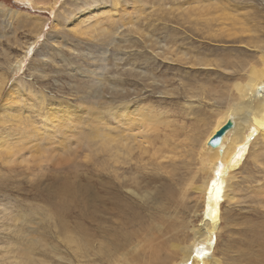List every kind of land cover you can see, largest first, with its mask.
<instances>
[{
    "label": "rangeland",
    "instance_id": "rangeland-1",
    "mask_svg": "<svg viewBox=\"0 0 264 264\" xmlns=\"http://www.w3.org/2000/svg\"><path fill=\"white\" fill-rule=\"evenodd\" d=\"M184 1L32 0V6H22L14 0H0V85L4 93L11 84L21 92L17 97L21 119L0 117V135L5 134L2 141L13 148L12 157L0 148V264H47L51 260L48 247H42L45 242H54L53 213L57 216V212L68 210L70 219L89 213L102 220L109 233L106 236L119 234V229L130 231V139L126 145L119 142L123 136L130 138V124L123 118L116 122L110 117V104L128 102V115L130 106L135 105L130 102L138 101L156 113H165L164 119L171 125L163 127L164 119L162 123L156 121L164 128L156 147L165 144L167 159H162L159 170L149 162L146 171L154 177L162 176L176 191L187 190V207L179 209L173 222L180 218L189 220V226L199 223L203 197L193 186L207 177L200 170L203 141L218 113L235 102L233 92L222 83L241 78L245 66L243 43L238 39L218 41L211 35L220 27H225V32L238 27L248 11L255 18L260 9L264 12V0H218V10L207 5L190 14L181 10ZM97 4L105 6L80 15L81 10ZM69 19L76 24V32L68 28ZM209 49L219 51L214 69L190 64L186 55L203 56ZM223 51L228 54L224 56ZM250 53L249 59L254 60L257 53ZM17 60L23 64L14 70ZM38 96L43 97L41 104ZM55 103L66 109L70 104L97 109L105 124H93L84 113L80 121L68 114L69 121L54 126L57 121L49 119V114H57L52 108ZM59 146L62 150L56 156L71 158L62 166V159H49L52 148ZM263 154L264 138L256 133L247 141L245 153L232 172L230 192L240 204L219 202L221 222L214 235L213 251L224 257V264L243 263L237 253H231L234 246L249 247L241 243L238 232L256 222L264 223V200L252 197L264 195ZM66 176L75 191L88 188L92 199L73 200L69 194L54 193L56 186L48 188V184H67ZM193 176L190 187L187 183ZM156 177V185L163 182ZM173 181L178 184L173 185ZM95 196L103 199L97 201ZM80 204L85 208L75 206ZM248 206H255L260 214L253 217ZM8 217L19 221H9ZM123 219L128 220V228ZM80 220L92 233L99 234L93 229H99L98 225ZM229 239L237 244L228 245ZM108 240L104 238L105 243ZM222 251L232 255L225 252L224 256ZM93 257L89 264H111L109 258ZM167 260L179 261L180 253H173Z\"/></svg>",
    "mask_w": 264,
    "mask_h": 264
},
{
    "label": "bare ground",
    "instance_id": "bare-ground-1",
    "mask_svg": "<svg viewBox=\"0 0 264 264\" xmlns=\"http://www.w3.org/2000/svg\"><path fill=\"white\" fill-rule=\"evenodd\" d=\"M14 2L21 3L22 6L23 4H26V6H32L33 4L32 0H14ZM207 5L213 6L215 11L220 8L218 0H208V2H203L202 0H186L181 4V10L189 11L190 14ZM103 6L105 5L97 4L95 7L86 9L83 12L81 10L80 15L88 14L89 12L92 14L97 12L93 11L95 9L102 10ZM206 10H200L199 12L207 13ZM262 11L260 9L259 14L255 18L251 17V12L248 11L247 15H242L241 21L237 23L238 27L229 29L226 32L225 27H220L213 30L215 33L211 35L218 41L238 39L243 43L245 47L242 50V65L245 66H243L241 78L228 82L224 81L222 83L223 87L230 88L233 92L235 102L233 104H226L224 109L218 113L219 116L217 118L215 117L216 121L203 141L200 170L207 177H203L198 186H193V189L198 190L203 197L204 206L199 223L197 225L194 223L189 226V220L186 223L184 219L180 218L178 219L179 221L173 222L175 219L174 216L179 213V209L187 204V190L176 191L174 187L164 182L165 179L162 176H155L163 180V182L161 181L156 185L155 181L158 180L153 181L155 177L146 171L149 162L153 163V168L155 166L159 170L162 166V159H167V155L163 152L165 150L163 147L165 144L156 147V140L160 136L162 137L160 132L162 129L164 130V128L159 127L160 124H156V121H161L160 123L164 121V124H161L163 127H170L171 125L165 120L167 119L165 118V113L163 111L156 113L155 110L138 101L134 103L130 102V105H135L132 108L130 106V115H128V102H121L115 106L110 104L108 108L109 116L116 122L121 121V118H123V121H127L130 124V138L122 137L120 134L118 136L122 137V139H119V142H124L123 144L125 145L129 143L130 139V231L119 229V234L114 233L111 236H106L109 233L105 232L106 229L104 227L106 226L102 224V220L89 215V213H79L77 217L73 215L74 217L71 219L67 217L70 215L68 210L62 213L57 212V216L53 213V237L51 238H54V242H49V245L45 242L42 247V249L46 246L48 247V254L51 260L47 264H89L92 258H96L93 256L109 258L111 264H167V262L168 264H224L222 260L224 257H219L213 251L214 235L218 233L220 228L219 223L221 222L219 202L226 200L233 206L240 204V201L230 192L234 180L232 172L239 165L242 155L245 153L249 138L256 133L264 138V12ZM213 15L218 17V14ZM228 16L229 14H226V17ZM68 24V28L76 32V24L72 23L70 19L68 20ZM250 50H254L255 54L257 53V57L254 60L249 59L252 56ZM169 52L172 51L170 50ZM218 52L216 49H209L203 56L194 54L186 56L192 66L203 69H214L217 66V62H219ZM227 54V51H223L224 56ZM22 64L21 60H17L13 65L14 70L15 68L19 69ZM2 90L0 85V117L20 118L19 116L21 114L17 104V97L20 98L21 95L19 94L21 92L18 91L14 84H11L10 89L5 93ZM37 100L40 103L43 97L38 96ZM59 104L55 103L52 105V108L57 114H54L53 111L49 114V119L53 120L54 117V121H57V124H53L54 126L58 125L61 127L64 121H69L70 117L68 114H72L73 118L80 121L84 113L87 115L88 121L90 119L93 124H105L103 121L104 117L97 109H80L79 106H72L71 104L66 109L63 108L64 105L61 107ZM34 105L35 103L31 106L33 107ZM75 119L73 122H75ZM162 119L164 120L162 121ZM228 121H231L232 126L225 131L220 144L215 148L210 147L207 144L208 140ZM79 126L81 125L79 124ZM96 126L99 129L98 125ZM91 133H94V131H91ZM4 136L5 134L0 135V148L3 147L6 149V156L12 157L13 148L8 146L5 141H2ZM105 137L108 138L107 136ZM26 138L29 140L28 137ZM113 140L115 139L113 138ZM52 149V153L49 154V159H62L61 166L71 159L65 156L62 158L56 156L61 153V146ZM100 149H102L101 146ZM63 153H65L64 150L62 151ZM256 153L254 156L257 155ZM65 159L69 160L66 161ZM255 160H257L256 157ZM70 179V177L66 176L65 181L66 183L68 182L67 184L63 186L60 184H48V188L54 189V186H56L54 193L58 195L69 194L73 200L77 199L79 201V199H83L84 202H88V199H92L89 197L90 193L88 192V188L82 189L81 191L77 189L75 191V188L71 186ZM193 179L194 176L190 180V183H187L190 187ZM152 183L154 184L152 185ZM173 183V185H177L178 181H173ZM258 195L254 194L252 197L258 200H264V195ZM94 199L98 201V199L102 200L103 197L98 198L95 196ZM116 202L117 200H113L114 204ZM255 202L257 203V201ZM75 206L85 208L81 204ZM248 207H250L248 213L253 215V217L254 215L258 216L260 214V210L255 208V206ZM150 209L155 211V213ZM149 212H152V214ZM99 213L103 214L101 211ZM195 213L194 211L193 216ZM100 214H96L97 217ZM154 214L155 216L158 214V217H155ZM13 215L19 218L15 214ZM67 218L69 219L67 220ZM80 218L84 219V222H87L88 225H98L99 229L97 227L93 229L96 228L99 234L95 235L92 233L91 229L89 227L87 228ZM121 218L125 217L122 216ZM8 219L13 222L19 221L18 219H12L10 217ZM127 221L122 220L127 225L126 228H128ZM176 223L180 224L177 225ZM238 233H240L238 235L241 243L249 247H244L245 249H238L239 247L234 249L238 245L233 248L231 246V253H237V257L240 260H244L242 264H264V223L261 221L256 222L250 225L248 230H241ZM104 238H109V240L105 243ZM229 240L231 241H228V245L231 242L233 244L236 243L233 239ZM225 252L231 254L229 251ZM225 252L222 251L221 254L224 255ZM170 253H180V260L177 262L168 261V257L172 255ZM237 264H240V262H237Z\"/></svg>",
    "mask_w": 264,
    "mask_h": 264
},
{
    "label": "water",
    "instance_id": "water-1",
    "mask_svg": "<svg viewBox=\"0 0 264 264\" xmlns=\"http://www.w3.org/2000/svg\"><path fill=\"white\" fill-rule=\"evenodd\" d=\"M232 126L231 121H228L226 124H224L207 142V144L215 148L217 147L222 139V136L224 135L225 131L229 129Z\"/></svg>",
    "mask_w": 264,
    "mask_h": 264
},
{
    "label": "snow or ice",
    "instance_id": "snow-or-ice-1",
    "mask_svg": "<svg viewBox=\"0 0 264 264\" xmlns=\"http://www.w3.org/2000/svg\"><path fill=\"white\" fill-rule=\"evenodd\" d=\"M213 183H215V181H213Z\"/></svg>",
    "mask_w": 264,
    "mask_h": 264
}]
</instances>
